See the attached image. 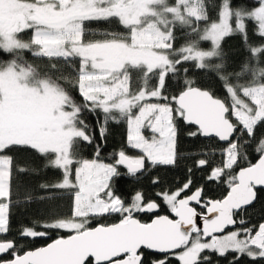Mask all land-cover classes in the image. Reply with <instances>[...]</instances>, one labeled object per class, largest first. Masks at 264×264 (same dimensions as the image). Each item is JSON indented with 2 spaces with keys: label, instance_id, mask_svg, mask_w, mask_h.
Instances as JSON below:
<instances>
[{
  "label": "snow or ice",
  "instance_id": "1",
  "mask_svg": "<svg viewBox=\"0 0 264 264\" xmlns=\"http://www.w3.org/2000/svg\"><path fill=\"white\" fill-rule=\"evenodd\" d=\"M113 124L125 142L106 162ZM183 136L210 144L185 156ZM181 159V183H139ZM122 175L137 182L124 196ZM258 202L264 0H0V264H264ZM33 203L43 213L14 233Z\"/></svg>",
  "mask_w": 264,
  "mask_h": 264
},
{
  "label": "trees",
  "instance_id": "2",
  "mask_svg": "<svg viewBox=\"0 0 264 264\" xmlns=\"http://www.w3.org/2000/svg\"><path fill=\"white\" fill-rule=\"evenodd\" d=\"M234 45H235V41L229 40L225 45V47L230 49L232 54L235 56L238 55L239 53H238V49L235 48ZM110 129H111L110 135L108 136L107 142L103 144L101 151V157L106 162L111 161V154H113L115 151H118L120 149L121 145H123L125 142V136H126V127L123 124H113L110 126ZM208 144H210L209 139H205L202 137L198 139H193L187 136H183L180 141V150L185 156H189L193 152H196L197 150L201 149L204 145H208ZM83 151L85 156L88 158L94 155V150L91 147L86 148ZM218 158L219 157L217 156V159ZM191 164H192L191 159H181L177 167L161 166L156 169H151V173L153 176L158 175L161 178L160 186L153 187L150 183V180L144 177L140 178L139 183L143 184L144 187L147 188L151 194H154L155 192L159 191L161 186H163L164 188H168L170 186L174 187L176 184L181 183L184 180L185 174L187 172V168L190 167ZM120 171L122 174L125 172V170L122 167ZM206 172L207 169H205L204 171H197L195 173V180L197 186H200L201 184L205 183L200 179V177L205 175ZM51 176L52 174L49 173V178H51ZM28 182L32 185H35L38 181L29 178ZM136 183H137L136 180H134L133 178L128 177L127 175H122L121 177L114 179L113 187L115 188L118 195L124 196L133 189ZM221 188L222 186L208 183L205 185L204 194L206 197L218 198L221 192ZM43 211H44L43 206L37 203H33L27 206L22 204L20 207L14 208L13 217H12L13 232L15 233L20 228L21 225L31 226L34 218L41 215ZM249 212L252 214L253 219H258L261 214H264L261 212V203L259 202L256 204L254 209H249ZM160 214H167L166 205L163 204L161 205ZM146 218L147 217H145V219ZM106 222H112L111 218H109ZM56 236L57 233L55 231H50L48 237H38L35 238L34 240L29 238L30 243H26L24 240H20V243L22 245H25L26 247H32V248L42 247L47 243L51 242L52 239H55ZM221 264H226V262L221 260ZM241 264H249L247 258L242 260Z\"/></svg>",
  "mask_w": 264,
  "mask_h": 264
},
{
  "label": "water",
  "instance_id": "3",
  "mask_svg": "<svg viewBox=\"0 0 264 264\" xmlns=\"http://www.w3.org/2000/svg\"><path fill=\"white\" fill-rule=\"evenodd\" d=\"M203 138V137H202ZM205 139H208V138H205ZM190 194V193H189ZM198 223H201L199 220H198ZM50 243V242H49Z\"/></svg>",
  "mask_w": 264,
  "mask_h": 264
}]
</instances>
